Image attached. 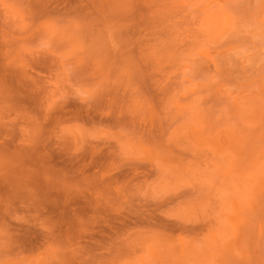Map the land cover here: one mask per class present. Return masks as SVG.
Here are the masks:
<instances>
[{"label": "rangeland", "instance_id": "obj_1", "mask_svg": "<svg viewBox=\"0 0 264 264\" xmlns=\"http://www.w3.org/2000/svg\"><path fill=\"white\" fill-rule=\"evenodd\" d=\"M0 264H264V0H0Z\"/></svg>", "mask_w": 264, "mask_h": 264}]
</instances>
